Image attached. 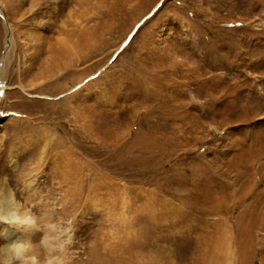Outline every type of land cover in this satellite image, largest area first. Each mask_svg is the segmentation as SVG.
Masks as SVG:
<instances>
[{
	"label": "rangeland",
	"instance_id": "obj_1",
	"mask_svg": "<svg viewBox=\"0 0 264 264\" xmlns=\"http://www.w3.org/2000/svg\"><path fill=\"white\" fill-rule=\"evenodd\" d=\"M2 67L0 187L66 264H264V0H0Z\"/></svg>",
	"mask_w": 264,
	"mask_h": 264
},
{
	"label": "bare ground",
	"instance_id": "obj_2",
	"mask_svg": "<svg viewBox=\"0 0 264 264\" xmlns=\"http://www.w3.org/2000/svg\"><path fill=\"white\" fill-rule=\"evenodd\" d=\"M10 39H13L12 36ZM3 70L4 67L0 70V94L4 90ZM11 193L6 184L0 187V218L8 221L3 234L6 243L0 251V264H66L65 246L60 236L56 237L52 230L55 221L50 220L49 214L41 217L52 226L50 230L42 232L41 218L34 211L42 194L37 198L28 195L24 202H16ZM55 247L60 248V255L46 256L45 251Z\"/></svg>",
	"mask_w": 264,
	"mask_h": 264
}]
</instances>
